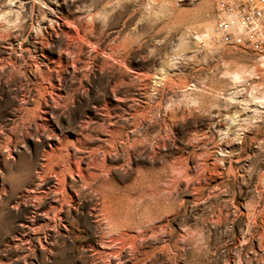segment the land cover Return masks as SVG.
<instances>
[{"label": "rangeland", "instance_id": "374dc122", "mask_svg": "<svg viewBox=\"0 0 264 264\" xmlns=\"http://www.w3.org/2000/svg\"><path fill=\"white\" fill-rule=\"evenodd\" d=\"M225 2L0 0V264H96L79 157L145 264H264V50Z\"/></svg>", "mask_w": 264, "mask_h": 264}, {"label": "bare ground", "instance_id": "6f19581e", "mask_svg": "<svg viewBox=\"0 0 264 264\" xmlns=\"http://www.w3.org/2000/svg\"><path fill=\"white\" fill-rule=\"evenodd\" d=\"M72 149L74 152H78L77 148L72 147ZM83 160V157H79L73 163L67 164V167L59 166L58 173H61V175L62 173L67 174L69 180H71L70 184L74 186L80 185L81 187L82 185L83 189L92 188L94 195H98L101 199L100 205H95L92 211L95 212L96 217L98 216V220H102L108 225L109 231L103 233L97 247L92 250L96 264H145L150 256L148 250L143 249L141 244H136L137 234L141 232L139 227L131 223H123L119 215L116 216L112 212V200L105 189V185L103 182L90 181L93 177L97 178L98 174L92 172L86 174L87 170L85 171L80 166ZM48 191L50 197L49 209H55L56 200L53 197L55 191L50 188Z\"/></svg>", "mask_w": 264, "mask_h": 264}, {"label": "built area", "instance_id": "2783aa9c", "mask_svg": "<svg viewBox=\"0 0 264 264\" xmlns=\"http://www.w3.org/2000/svg\"><path fill=\"white\" fill-rule=\"evenodd\" d=\"M216 33L225 43L264 50V0H226L218 10Z\"/></svg>", "mask_w": 264, "mask_h": 264}]
</instances>
